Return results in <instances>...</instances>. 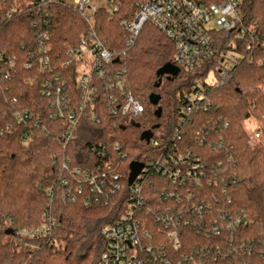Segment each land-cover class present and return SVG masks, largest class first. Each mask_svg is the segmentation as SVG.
<instances>
[{
	"label": "trees",
	"instance_id": "obj_1",
	"mask_svg": "<svg viewBox=\"0 0 264 264\" xmlns=\"http://www.w3.org/2000/svg\"><path fill=\"white\" fill-rule=\"evenodd\" d=\"M143 1L106 0L93 13V25L103 44L120 57L128 89L145 105V113L122 123L103 108L95 121L88 110L71 128L51 117V98L44 89L49 82L66 80L65 90L75 102L82 101L74 67L63 64L87 32L86 22L75 5L63 0H0V264H97L106 247L101 227L126 196L128 164L145 161L150 152L149 143L140 139L148 129L176 149H190L200 157L207 177L216 181L189 187L198 192L192 201L206 205L205 225L216 220L223 227L219 237L208 229L199 234L181 226V243L174 247L155 222V241L167 244L174 261L192 254L202 264H264V59L235 65L231 76L210 92L207 111L182 119L176 93L190 80L188 74L180 69L178 77L164 75L155 86L157 70L175 62L173 42L147 21L134 44L124 45L120 21L134 15ZM250 12L264 35V0H251ZM41 42L50 46L46 70L40 61ZM260 50L264 58V47ZM151 93L160 96L156 106L149 102ZM23 110L32 114L26 122L17 119ZM107 160L123 176L124 189L88 205L82 197L61 199L68 187L63 180L73 184L75 168H93ZM148 175L150 183L161 177ZM145 191L157 194L146 185ZM47 210L56 220L50 233H22L44 223Z\"/></svg>",
	"mask_w": 264,
	"mask_h": 264
},
{
	"label": "built area",
	"instance_id": "obj_2",
	"mask_svg": "<svg viewBox=\"0 0 264 264\" xmlns=\"http://www.w3.org/2000/svg\"><path fill=\"white\" fill-rule=\"evenodd\" d=\"M40 1L48 3L51 0ZM250 1L144 0L138 4L134 15L121 19L120 25L126 31L125 46L134 44L147 21L173 42L175 62L172 64L190 78L176 93L177 112L182 119L207 111L210 92L231 76L235 65L242 61L263 62L260 48L264 47V35L251 15ZM89 2L75 0L88 29L68 51L63 64L74 67L82 101L75 102L72 93L65 90L66 80L61 84L49 82L44 95L51 98V117L61 118L73 128L88 110L97 121V110L103 108L119 117L122 123L136 121L145 113V105L128 89L125 71L118 64L120 57L99 39L93 25L96 8H92L91 16L85 13ZM39 46L44 54L40 58L41 66L46 70L50 66L47 54L50 46L43 42ZM116 58L118 60L114 61ZM54 80H58L57 76ZM31 116L27 110L17 113V119L22 122L30 120ZM69 135V131L64 133L66 140ZM254 138H258V134H254ZM147 143L150 152L145 161H140L143 168L131 184L127 175L125 189L123 176L113 162L107 160L93 168H75L73 184H69L68 179L63 180L68 187L61 199L76 201L82 197L88 205L108 199L120 189L126 190L117 212L101 227L106 247L97 264H202L199 255L196 258L192 254L174 261L166 252L167 244L162 239L155 241L151 231L154 224L160 223L174 247L181 243V226H191L199 234L208 229L220 237L223 227L216 220L209 225L202 222L206 205L200 199L192 201L198 192L189 188L202 184L203 180L209 183L216 180L207 177L205 164L190 149H176L164 137H156L154 132ZM115 150L119 147L115 146ZM153 173H160L161 177L150 183L148 174ZM145 185L154 188L157 194L147 193ZM43 217L44 223L24 228L22 233H50L56 220L48 210Z\"/></svg>",
	"mask_w": 264,
	"mask_h": 264
},
{
	"label": "water",
	"instance_id": "obj_3",
	"mask_svg": "<svg viewBox=\"0 0 264 264\" xmlns=\"http://www.w3.org/2000/svg\"><path fill=\"white\" fill-rule=\"evenodd\" d=\"M118 58H116L114 61H117ZM179 73V68L177 66H175L172 63H166L164 64L162 67H160L157 70V76H158V80L155 83V86H159L162 76H167L170 80H173L176 78V76ZM149 102L151 105L156 106L159 103L160 100V96L156 93H151L148 97ZM161 114V107L157 106V108L155 109V115L156 116H160ZM154 128H157V125L154 126ZM153 134V131L151 129L148 130H144L142 131L141 135H140V139L144 140L146 142L149 141V139L151 138ZM129 167V174H128V183L131 184L135 178L137 177V175L141 172L142 168H143V163L140 161H130L128 164ZM6 233H11V229L6 230Z\"/></svg>",
	"mask_w": 264,
	"mask_h": 264
},
{
	"label": "rangeland",
	"instance_id": "obj_4",
	"mask_svg": "<svg viewBox=\"0 0 264 264\" xmlns=\"http://www.w3.org/2000/svg\"><path fill=\"white\" fill-rule=\"evenodd\" d=\"M65 1L66 3L68 4H71V5H75V0H63ZM90 7H88L86 10H85V13L86 15L88 16H91L92 12H93V7L94 8H98V7H103L106 5V0H90L89 4H88ZM249 130H252L253 129V126L249 124Z\"/></svg>",
	"mask_w": 264,
	"mask_h": 264
}]
</instances>
